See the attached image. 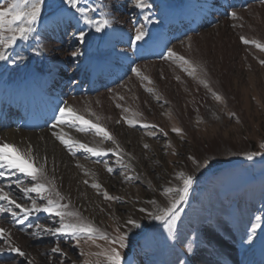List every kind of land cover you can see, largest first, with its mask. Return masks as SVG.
<instances>
[{
  "label": "rangeland",
  "instance_id": "1",
  "mask_svg": "<svg viewBox=\"0 0 264 264\" xmlns=\"http://www.w3.org/2000/svg\"><path fill=\"white\" fill-rule=\"evenodd\" d=\"M190 1L194 3V11L203 4V0ZM146 2L150 7H136V0H83L80 6L95 9L88 12L94 21L109 20V26L97 32L69 6H63V11L53 17L51 14L61 7V0H46L35 25L36 32L27 41L18 40L7 50L0 48L8 55L7 60H0V74L14 69L19 57L29 52L46 58V62L53 61L58 74L64 73L65 87L71 88L78 65L88 53L100 50L106 56L113 55L123 45V52H130L131 47L135 48L149 36L148 26L155 22V13L174 8L176 2L185 3L184 0ZM5 3L6 0H1L0 5ZM215 3L207 2L202 11L210 13L213 22L170 48L177 57L166 59L167 53L159 61L137 62L128 67L127 76L111 90L75 96L79 97L76 100H80L81 110L69 105L77 115L99 124L91 112L94 106L101 116L114 117L115 129L126 128L136 132L133 137L140 138L133 146L128 142L131 152L125 149L126 153L118 147V140L112 134L115 143L105 140L102 134L97 135L94 129L80 132L76 126H67L62 128L65 136L61 134L70 141L75 137L93 138L95 141L86 144L94 148L96 144L107 151L108 155L102 158L92 156L85 160L80 156L78 159L96 164L100 173L112 178L115 188L108 195L118 199H105V186L95 179L97 171L74 164L75 169L87 171L82 172V177L90 176L91 182H83L86 188L82 191L83 199L79 200L83 209L80 215L109 236L118 235L117 228L127 233V246L110 245L98 234H93V240L82 236L79 244L68 235H51L36 227L37 224L58 226L59 218L48 213H34L23 224H16L10 214H0V227L25 241L17 244L11 240L25 256L5 250L0 252V264H96L98 260L103 264L104 258L94 254L106 247H117L121 264L131 253L133 264H264V148L260 147L264 143V64L260 63L264 60V50L253 44L246 45L240 39L244 36L264 44V3L253 0L236 8H231L230 3L227 7L219 6L220 9H215ZM232 12L238 18L234 19ZM53 20L59 21V25ZM70 21L74 22L69 27L71 31L64 30ZM137 29L147 33L139 42L134 39ZM81 30L85 33L83 42L78 39ZM127 37L134 39L128 49V43L118 39ZM119 41L122 46H118ZM102 44L108 45L107 50ZM73 52L77 55L73 56ZM181 55L191 66L179 60ZM193 67L195 74L189 75ZM133 68L139 69V76ZM143 76L152 83L143 80ZM202 80L207 81L208 87ZM149 88L151 92L147 91ZM213 93L222 100H217ZM198 97L201 103L195 104ZM186 101L195 105L189 108ZM173 128L182 131L177 134ZM150 132L154 135H149ZM125 135L131 137L130 133ZM63 151L67 156L68 151ZM250 152L261 155L249 160L246 154ZM189 157L198 161L199 166ZM107 167L113 171L109 172ZM181 172L193 176L194 182L186 200L178 205L169 229L164 222L149 215L155 211L149 201L167 207L170 198H177L175 193L165 196L163 190L182 187L178 176ZM15 179L29 186L30 178L23 174L11 178ZM11 180L0 178V187H5L17 202L30 206V200L14 184L7 187ZM93 183L100 188H93ZM31 195L38 203H45L37 194ZM61 203L69 206L64 201ZM142 208L145 211H140ZM129 219L139 226L128 223ZM56 246L64 255L51 251ZM0 248H6L5 241H0Z\"/></svg>",
  "mask_w": 264,
  "mask_h": 264
},
{
  "label": "snow or ice",
  "instance_id": "2",
  "mask_svg": "<svg viewBox=\"0 0 264 264\" xmlns=\"http://www.w3.org/2000/svg\"><path fill=\"white\" fill-rule=\"evenodd\" d=\"M83 0H61V7L54 11L51 15L55 17L57 12L63 11V6H69L72 9H75L76 12L80 14V17L83 18L84 22L95 27L97 32L102 31L104 28L109 26L108 19H101L100 21H94L89 15L88 12H95V9L89 8L87 5L80 6ZM264 3V0H261ZM46 4V0H6L4 5H0V48L7 50L17 43L18 40L27 41L29 37L36 32L35 25L41 18L42 9ZM136 7L139 8H148L150 5L146 0H136ZM231 16L236 19L237 13L232 12ZM147 19V17H145ZM53 23L57 26L59 21L53 20ZM7 33V35H6ZM147 33L137 29L135 33V41L139 42L144 40ZM78 39L83 42L85 39V33L83 30L80 31ZM241 41L248 45L253 44L256 48L264 50V44L259 43L256 40L246 39L244 36L240 37ZM73 56H76L77 53L73 52ZM177 53L168 49V58L177 57ZM186 65L191 66V62L187 60L184 56L178 57ZM8 55L6 51H0V60H7ZM261 64H264V60L260 61ZM132 71L136 75H140V71L137 68H133ZM187 71V69H185ZM189 75L195 74V68H192V71L188 72ZM143 80H148L149 83H152L148 77H141ZM179 79V77H177ZM205 87H208L207 81H201ZM147 91H152V89H147ZM211 91V89H209ZM217 100H222V97L213 93ZM123 99V97H121ZM119 107V105H117ZM57 124L53 125V128H56L57 125H62L65 123L72 124L77 127V130L80 132H87L90 129H94L97 135L103 136L105 140H112L113 137L111 134L103 127L97 123H93L91 120L85 119L82 115H77V113L71 107H64L59 109V116L55 117ZM99 119V117H97ZM78 122V124H77ZM131 124V121H128ZM119 123V121H117ZM83 125V126H80ZM148 127V125H144ZM155 127V126H153ZM173 132L179 134L182 130L179 128H173ZM53 135L64 144L71 151L74 144L78 145L79 149L83 150L86 153H90L93 156L100 157L107 155V151L102 149L89 147L88 144L80 143L79 141H70L66 140L62 135H57L53 132ZM149 135H154V133H149ZM145 147H148L145 145ZM261 148H264V143L260 145ZM111 151V149H108ZM247 159L252 160L255 156L261 155L259 152H250L247 153ZM193 160V163H196L199 166L198 161L193 157H189ZM109 172H112V168L107 169ZM18 174H23L29 179V186H24V184L19 180H11L12 177L17 176ZM178 176L182 179V187L172 188L168 187L163 190V194L168 196L169 194L175 193L177 198H170L169 204L167 207H160L157 205L156 201H149L155 211L149 213L153 219L164 222L171 229L172 221L176 218V213L178 205L186 200L188 192L192 187L194 182V177L191 175H185L183 172L179 173ZM0 178L9 179L11 183L7 185L8 188H11L13 184L19 189L22 196L30 200V206H25L14 198V196L5 190V187H0V214H10L14 218L16 224H23L29 216L34 213H48L58 219V226H48L37 224L36 227L42 228L45 232L51 235H68L77 241V244L80 242L82 236H86L88 240H93V234H98L100 239L106 240L110 245H118L119 248H125L127 246V233H121L119 228L116 229L118 235L109 236L106 232H101L100 229L96 228L92 223L86 222L83 217H81L79 212L67 211L68 205L61 203L64 197L60 194L59 191L55 189V186L52 181H50L45 174L43 166L37 167L35 165V159L31 156L29 150L28 153L23 152L21 149L17 148L15 145L0 142ZM131 179V177H128ZM87 183V181H85ZM93 188L99 189L100 185L93 183L91 185ZM37 194L41 201L45 203H38L37 199L34 198L31 194ZM46 193V194H45ZM104 197L107 200L118 199V197L109 196L108 193L104 192ZM18 211H16V210ZM140 211H145V209H140ZM128 223L138 227L139 225L135 220L129 219ZM0 241L6 242V248H0V252L5 250L18 253L20 256H25V253L18 247L13 245L11 241V233L9 230L0 227ZM97 247H100L97 245ZM53 253H59L64 255L62 249L59 246L53 247L51 249ZM94 255L104 258L103 264H121V255L117 247H106L101 252L95 253ZM87 264V262H86ZM96 264H101V261H97Z\"/></svg>",
  "mask_w": 264,
  "mask_h": 264
},
{
  "label": "bare ground",
  "instance_id": "3",
  "mask_svg": "<svg viewBox=\"0 0 264 264\" xmlns=\"http://www.w3.org/2000/svg\"><path fill=\"white\" fill-rule=\"evenodd\" d=\"M218 1L215 0V2L219 4ZM120 42L118 44L119 46H121ZM122 51H124V49ZM27 53L29 52H25L24 56L19 57L18 63L16 64L15 67H13L14 69L8 71L5 74L4 73L0 74V83L5 84L4 86H0V93L6 95L8 93H15L16 91L18 98H25L28 94H30V92L28 91L19 92L17 86H25V84L28 83V81L32 79V77L45 76V75L47 76L48 72H51V71H54V72H51V74H48V76L43 81L52 83L53 93L54 94L58 93L59 90L54 89L56 88L54 86H57L58 89H61L64 79H65L64 73L62 74V71H61V74L60 75L58 74V69L56 68V66H54L53 61L47 60L48 62H46V58H41V57L39 58L38 56L35 57L31 55L30 53H29L30 55ZM80 66H81V70L87 69L86 63H80ZM62 67L64 68V65H62ZM46 69H48L49 71L45 72ZM15 80H17V82ZM18 83H21L24 85H20ZM6 86L8 88L5 89ZM201 90L203 91V89L202 88L200 89V94L202 93ZM48 93H51V90ZM74 95H75L74 91L61 92L60 101L62 103H60L57 100L58 103L56 102L55 105L57 104L59 106L60 104L61 105L60 108L70 107L69 105H72L77 110H81V107L79 105L80 100H76V98H79V97H75ZM2 98L4 99H1L0 97L1 102H4V100L6 101L5 96H3ZM186 102L188 103L189 108H191L195 104H200L201 100L198 97L195 100V104L194 102H189V101H186ZM94 103H92L91 105H94ZM172 107L174 110H176V106L174 104H172ZM59 109H58V114H59ZM91 112L96 119L97 117H99L97 121L102 127H104L106 130L107 129L109 130L111 128L109 133L113 135L115 140H118L116 141L119 143L118 147L120 146L123 151H125V149H128L127 148L128 142H131L132 146L140 142L139 137H133V135H135L134 133L136 132L132 133L133 131H130L126 128L121 129L117 127L118 129H115V125H114L115 121H114L113 116L108 117V115L106 114L101 116L99 110H97L94 106H92ZM0 113H2V111ZM55 124H57V122ZM67 126L74 127L69 123H65L62 125H57L56 128H53L52 126L51 128L44 129L42 131L27 132V131H24L23 129L16 128L10 125L7 126L6 124L0 123V142H7L10 144H13L25 153H28L30 150L31 156L35 159V165L37 167L43 166L45 174L47 175L48 179L53 182L55 189L59 191L60 194L64 197L62 201H64V203L69 204V206L73 209V212L78 211L80 213L83 209L81 208V205H80L81 203L79 200H81L83 196V193H82L83 189L86 188L83 182L84 183L85 181H87L88 183H91V182H90V176H88V178L82 177V172H84L85 170L84 169L82 170L80 168L75 169L73 167L74 164L80 163L82 164L83 167L87 166L88 168H91L92 171H97L98 176L95 175V179L105 186V191L107 193H110L108 192L110 189L115 188V185H114L115 183H113L112 178L105 175L104 173L103 174L100 173L101 172V170L99 171L100 167H98L96 164L87 163V161L83 162L78 159V157L82 156L83 157L82 159L86 160L87 158L92 157L93 155H91L90 153H86L83 150L79 149L78 145L76 144L73 145L70 151L69 148H67L64 144H62L56 138V136L53 135V132H55L57 135H61V134L64 135L63 129L67 128ZM126 133L131 134V137H130L131 139L126 137L125 135ZM81 139H83L85 142L82 141ZM93 140L95 141V139L93 138H84V137L79 138V139L75 137L74 139H72V141H79L80 143H85V144L87 141H93ZM95 146L96 148L99 149V147L96 144ZM63 149H66L68 151L67 156L64 154ZM133 151H135L134 148H133ZM93 157L95 159L99 158L96 156H93ZM85 172L87 173V171ZM90 195H91L90 197L93 198V194L90 193ZM69 206H68V209H66L67 211L70 209ZM11 240H13L17 244H19V241L25 242L23 239L19 240V237L16 236V234L14 236L11 235Z\"/></svg>",
  "mask_w": 264,
  "mask_h": 264
},
{
  "label": "water",
  "instance_id": "4",
  "mask_svg": "<svg viewBox=\"0 0 264 264\" xmlns=\"http://www.w3.org/2000/svg\"><path fill=\"white\" fill-rule=\"evenodd\" d=\"M133 263H134V255L133 253H131L127 256L123 264H133Z\"/></svg>",
  "mask_w": 264,
  "mask_h": 264
}]
</instances>
